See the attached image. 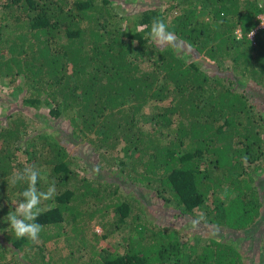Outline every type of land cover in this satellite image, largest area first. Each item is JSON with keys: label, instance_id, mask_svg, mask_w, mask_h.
I'll use <instances>...</instances> for the list:
<instances>
[{"label": "trees", "instance_id": "16d2710c", "mask_svg": "<svg viewBox=\"0 0 264 264\" xmlns=\"http://www.w3.org/2000/svg\"><path fill=\"white\" fill-rule=\"evenodd\" d=\"M155 1L0 0V93L15 100L0 111V264H246L216 232L155 223L143 196L214 230L260 218L264 0ZM154 18L177 44L149 37ZM49 118L66 134L30 128ZM89 145L96 176L73 167ZM28 165L56 187L37 243L5 220Z\"/></svg>", "mask_w": 264, "mask_h": 264}, {"label": "rangeland", "instance_id": "374dc122", "mask_svg": "<svg viewBox=\"0 0 264 264\" xmlns=\"http://www.w3.org/2000/svg\"><path fill=\"white\" fill-rule=\"evenodd\" d=\"M155 1V0H154ZM156 3V1H155ZM162 5V4H161ZM134 10H135V5L133 4ZM118 11L122 14L124 13H130L131 11H122V9L118 8ZM171 41L174 43H178L177 39L172 36ZM188 57L192 60H195L196 57L193 54L188 55ZM253 88V87H252ZM262 94H257V98L254 97V104L257 108V110H262L264 109V90L261 91ZM249 93L252 94L255 92L251 89H249ZM13 92L10 90L4 89L3 93H0V111H3L1 108L3 105H5L7 108L10 107L11 104L15 102L14 98L12 97ZM260 97V98H259ZM13 99V101L11 100ZM151 107V104L147 105L145 110H148ZM35 110H32V113H34ZM65 120L63 118H58V119H52L49 118L45 122H42L40 120H33L31 122L30 128L31 129H39L41 127L44 128L46 125V128L49 130L54 129L55 132L59 133L62 132L63 134H66V123L64 122ZM34 129V130H35ZM33 131V130H32ZM61 133V134H62ZM90 149L91 145H89V148H84L82 149V154L78 156V150H71V154L76 155V159L74 160V170L78 171L79 175L85 174L88 176H96L97 173L93 170V168H88L90 167L87 163L88 158L90 157ZM93 150V149H92ZM86 162V163H85ZM109 177V175L107 176ZM257 181L261 184H263L261 187L263 188L264 191V169L260 171ZM131 187V186H130ZM131 190V188H129ZM264 201V198H263ZM14 202V201H13ZM143 204L147 211L150 213L152 219L154 220L155 223H166V224H171V225H176L178 228L185 230V232H196L197 234L201 236H209L212 234H215V232L222 237L224 240L227 242L235 244L237 248L244 254L246 264H264V203L262 206V211H261V216L260 218L252 224L249 228L242 232H233L230 230H227L225 228H218V229H213L211 226H209L206 223H201L197 221H192V220H186L184 218H179L175 217L171 214V212L166 209L165 205L161 200L158 198H154L151 196V194H144L143 196ZM94 226H92L93 229ZM94 229H100L98 227H94ZM121 234V233H120ZM120 234H118L116 237L112 239V242H116ZM38 240L37 242H39ZM35 242V243H37ZM0 243L5 244L7 243L6 238L4 237V233L0 229ZM28 252L30 250H27ZM13 254L17 259L25 261L24 253L23 251H20L18 254L10 250V254ZM11 256V255H10ZM80 262V261H79ZM82 262V261H81Z\"/></svg>", "mask_w": 264, "mask_h": 264}, {"label": "clouds", "instance_id": "9594fccd", "mask_svg": "<svg viewBox=\"0 0 264 264\" xmlns=\"http://www.w3.org/2000/svg\"><path fill=\"white\" fill-rule=\"evenodd\" d=\"M149 37L163 45L170 42L172 34L168 32L167 25L160 18H154L151 23ZM44 180L47 183V177L41 174V170L34 165L25 166L23 169L16 170L11 177V184L15 186L18 182H24L27 187L17 193V200L13 202L16 205L15 210L8 212L5 220L16 238H27L35 243L39 240V234L42 226L36 223L37 217L42 213L41 204L43 201L52 200L56 195L55 182L49 183L46 190L37 188V183Z\"/></svg>", "mask_w": 264, "mask_h": 264}, {"label": "built area", "instance_id": "2783aa9c", "mask_svg": "<svg viewBox=\"0 0 264 264\" xmlns=\"http://www.w3.org/2000/svg\"><path fill=\"white\" fill-rule=\"evenodd\" d=\"M260 18H261V20H260L258 26H264V13L260 15Z\"/></svg>", "mask_w": 264, "mask_h": 264}]
</instances>
